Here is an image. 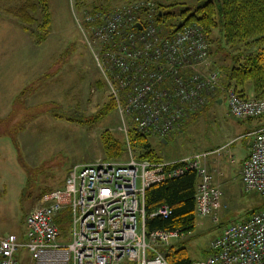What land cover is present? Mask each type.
Here are the masks:
<instances>
[{
  "label": "built area",
  "instance_id": "built-area-1",
  "mask_svg": "<svg viewBox=\"0 0 264 264\" xmlns=\"http://www.w3.org/2000/svg\"><path fill=\"white\" fill-rule=\"evenodd\" d=\"M72 15L116 102L130 148L129 131L164 138L180 131L189 117L218 96L238 120L264 118V97L243 96L224 85L211 69L210 42L203 28L184 24L172 35L157 23L155 0H137L110 10H91L69 0ZM140 23V28L137 24ZM253 142L240 168L247 190L264 197V124L250 133ZM224 148V147H222ZM210 151L175 159L98 158L74 165L63 187L47 192L27 216L26 247L31 264H170L166 252L194 232L147 231L146 190L195 170L200 183L197 214L221 208V183L212 184ZM69 211L71 239L60 241L58 218ZM161 206L150 217H168ZM218 219V216H216ZM16 235L0 237V264H19ZM192 264H264V208L226 226L210 242L209 256Z\"/></svg>",
  "mask_w": 264,
  "mask_h": 264
},
{
  "label": "rangeland",
  "instance_id": "rangeland-1",
  "mask_svg": "<svg viewBox=\"0 0 264 264\" xmlns=\"http://www.w3.org/2000/svg\"><path fill=\"white\" fill-rule=\"evenodd\" d=\"M87 3L89 6L91 1ZM49 4L52 31L41 44H36L22 28L0 20V78L7 79L4 83L16 99L13 106L6 102L2 105V114L17 121L5 122V133L0 136V237L17 236L22 244L18 251L20 264H31L26 247V220L28 213L42 202L41 196L63 187L72 166L104 158L101 133L106 129L125 141L124 132L119 130L118 114L115 111L98 114L108 101L109 90L102 83L103 76L76 25L69 0H49ZM211 58L209 68L214 69L216 59L213 55ZM40 62L48 73L32 83L21 82L27 72H35ZM32 84L40 88L33 98H27L31 94L29 90L20 95L21 86H26V90ZM187 123L167 144L151 137L162 155L187 156L225 144L222 146L225 158L228 159L229 153L234 154L236 167L240 164L238 154L250 139L248 131L264 124V118L238 120L228 114L226 104L215 103L198 116L191 115ZM129 150L128 146V153L121 160L128 159ZM233 163L230 161L231 166ZM221 172L219 169L218 173ZM226 179L221 184V208L207 215L197 214L194 236L181 244L193 261L208 258L210 242L226 226L242 222L251 212L263 207L262 194L245 189L238 174H229ZM71 228L69 219L60 241L71 239Z\"/></svg>",
  "mask_w": 264,
  "mask_h": 264
},
{
  "label": "trees",
  "instance_id": "trees-1",
  "mask_svg": "<svg viewBox=\"0 0 264 264\" xmlns=\"http://www.w3.org/2000/svg\"><path fill=\"white\" fill-rule=\"evenodd\" d=\"M87 1H91L89 6H86ZM134 1L137 0H83V5L91 10L99 8L110 10ZM156 4L157 23L167 35L176 33L181 21L186 25L195 23L203 28L210 42L211 57L213 55L216 59L214 69L219 71L224 85L235 87L243 96H249L252 89L255 96L264 97V0H193L191 3L183 0L171 3L157 0ZM0 13L17 20L36 44L43 43L52 31L49 0H0ZM226 56L229 57L228 62L225 61ZM101 81H98V85L101 86L104 82L106 86L105 81L102 83ZM35 89V85L32 84L20 95ZM215 102L212 100L204 109L193 114L192 118L205 112ZM115 109L116 102L109 96L98 114L107 115ZM11 121L10 117L5 120L0 118V135L5 133L3 124ZM128 138L130 148L137 159L155 162L164 159V155L153 144L151 136L142 134L132 127ZM101 141L104 159L121 160L128 153L127 142L109 129L101 133ZM199 183L198 173L190 170L183 175L150 186L145 193L147 231L180 229L194 232L197 225L196 195ZM161 206H168L171 214L168 217H150ZM263 208L264 204L261 209ZM69 219L68 210L58 218L61 231L64 225L69 224ZM183 242L185 241L177 242L167 250L166 258L170 264L194 262L184 246H181Z\"/></svg>",
  "mask_w": 264,
  "mask_h": 264
},
{
  "label": "crops",
  "instance_id": "crops-1",
  "mask_svg": "<svg viewBox=\"0 0 264 264\" xmlns=\"http://www.w3.org/2000/svg\"><path fill=\"white\" fill-rule=\"evenodd\" d=\"M0 20H5L6 22L13 23V24H15L14 25L15 27L17 26V28H20L21 29L20 24L19 23H16L15 19H13V18H11L9 16H6V15H4L2 13H0ZM34 47H36V46L34 45ZM43 67H44V63L42 64L40 62V65L38 67H35V69H34L35 72L34 73H31V74H30V72H27L25 74V76L23 77V79L21 80V82L23 81V83H25L27 81H31L30 83H32L34 81L39 80V78L42 75L48 73L46 70H44ZM1 69L2 68L0 67V71H1ZM33 78H35V79H33ZM4 80H7V79L0 78V118H2L3 120H5L6 118H8V116L6 117L5 114H2L3 113L2 112V105H4L5 102H6L7 104L10 103V106L11 105L13 106L14 103H15V101H16V99L13 98V95L10 92V88L8 87V84L4 83ZM5 85H6V87H5ZM22 85H24V84H22ZM25 87L26 86H24V88H23V86H21L20 89H22V90H19L20 93L25 89ZM39 91H40V88H36L35 90H33V91L30 92L31 94H29L27 98L28 99L33 98ZM253 93H254L253 90L250 89L249 94L251 95ZM214 100L216 101L215 103H217L218 105L226 104L221 99V97H219V96H218L217 99H214ZM228 114H229V111H228ZM16 122L17 121L15 120V118H13L12 121H11L12 124H14ZM186 124H188V123H186ZM186 124L184 125L183 129L186 127ZM259 127L260 126H256L254 128H251L248 131V133L250 134L252 131H254L256 128H259ZM21 129H23V128H21ZM175 135L176 134H173V135L169 136V138L170 137L173 138ZM0 136H2V135H0ZM169 138H166V139L164 138V142H163V139H157V141H159V142H161L163 144H167L169 142ZM252 142H253V136L251 135L249 141L244 145L243 151L240 154H238L239 155V162H240V164H238L236 167H235V164L233 163V156H235L234 154L232 155V154L229 153V156L227 157L228 159L225 158V154L223 153L224 148H222V146L225 145V144H223L222 146H219L217 148H211V150H210V148H209V150H206V151L213 152L210 155V163H209L210 164V171H211V175H212V184L221 183V184L224 185V183L227 182L226 176L229 175V174H232V175L233 174H238V176H240V178H241V175H240V172H238V169H239V167H241L242 163L247 158V156H248V154L250 152V148H251ZM179 157H183V156H176V157L175 156H173V157L172 156H164L165 159H175V158H179ZM212 159H213V161H212ZM230 161H231V163H233L232 164L233 166H231ZM86 163H88V162H86ZM223 166H225V169L224 170H223ZM70 169H69V171H70ZM219 169H221V171H222L221 173H218ZM234 170H235V172H233ZM64 183H65V181H64ZM41 198H42V196H41Z\"/></svg>",
  "mask_w": 264,
  "mask_h": 264
},
{
  "label": "water",
  "instance_id": "water-1",
  "mask_svg": "<svg viewBox=\"0 0 264 264\" xmlns=\"http://www.w3.org/2000/svg\"><path fill=\"white\" fill-rule=\"evenodd\" d=\"M184 22L181 21L179 22L178 26H177V29H180L182 26H183ZM140 28L142 27V25L140 23L137 24ZM163 142H164V139H163Z\"/></svg>",
  "mask_w": 264,
  "mask_h": 264
}]
</instances>
